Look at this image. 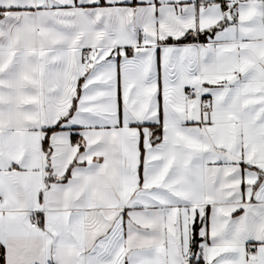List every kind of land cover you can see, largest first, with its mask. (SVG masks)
Returning a JSON list of instances; mask_svg holds the SVG:
<instances>
[{
  "label": "snow or ice",
  "instance_id": "1",
  "mask_svg": "<svg viewBox=\"0 0 264 264\" xmlns=\"http://www.w3.org/2000/svg\"><path fill=\"white\" fill-rule=\"evenodd\" d=\"M0 264H264V0H0Z\"/></svg>",
  "mask_w": 264,
  "mask_h": 264
}]
</instances>
